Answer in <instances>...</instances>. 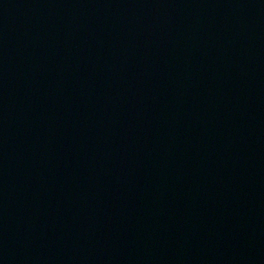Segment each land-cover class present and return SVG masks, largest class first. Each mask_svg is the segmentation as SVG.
Returning a JSON list of instances; mask_svg holds the SVG:
<instances>
[{
    "label": "water",
    "instance_id": "water-1",
    "mask_svg": "<svg viewBox=\"0 0 264 264\" xmlns=\"http://www.w3.org/2000/svg\"><path fill=\"white\" fill-rule=\"evenodd\" d=\"M0 264H264V0H0Z\"/></svg>",
    "mask_w": 264,
    "mask_h": 264
}]
</instances>
